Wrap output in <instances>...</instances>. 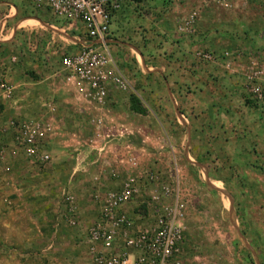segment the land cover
I'll use <instances>...</instances> for the list:
<instances>
[{"label": "rangeland", "instance_id": "1", "mask_svg": "<svg viewBox=\"0 0 264 264\" xmlns=\"http://www.w3.org/2000/svg\"><path fill=\"white\" fill-rule=\"evenodd\" d=\"M30 4L51 11L54 28L69 25ZM115 21L129 56L151 67L130 76L111 53L127 82L124 90L111 85L112 96L134 111L111 110L109 93L90 101L67 81L62 53L79 49L70 30L57 31L53 44L72 50L32 56L28 44L46 41L44 29L28 38L18 30L0 49V60L19 58L20 74L10 72L19 94L35 92L32 110L19 108L30 97L17 113L4 112L14 105L0 99V264H97L88 230L106 193L129 179L137 191L124 214L138 230L176 213L183 264H264V99L253 91L264 90V0H131ZM26 119L40 124L45 164L18 146L16 124H4Z\"/></svg>", "mask_w": 264, "mask_h": 264}, {"label": "built area", "instance_id": "2", "mask_svg": "<svg viewBox=\"0 0 264 264\" xmlns=\"http://www.w3.org/2000/svg\"><path fill=\"white\" fill-rule=\"evenodd\" d=\"M131 0H30L34 7L48 6L69 25L65 31L79 29L69 43L78 45L74 52L62 53V71L67 81L84 88V97L104 103L111 85L124 90L127 82L118 73L109 49L111 18L115 11ZM63 31V32H65ZM67 41V40H66ZM18 57L0 60V99L12 101L14 85L9 80L10 64ZM264 99V90H253ZM14 127L15 139L32 160L44 163L50 155L40 149V124L31 120L8 121ZM137 187L129 179L118 190L108 191L100 217L88 230L89 250L97 264H183L182 226L175 215L159 216L154 225L135 230L133 221L124 214V207L136 194ZM116 242V243H115ZM120 244V249L114 245Z\"/></svg>", "mask_w": 264, "mask_h": 264}, {"label": "crops", "instance_id": "3", "mask_svg": "<svg viewBox=\"0 0 264 264\" xmlns=\"http://www.w3.org/2000/svg\"><path fill=\"white\" fill-rule=\"evenodd\" d=\"M16 1V0H15ZM117 12L115 11L112 15L111 18V31L113 32L112 34V39L109 40V49L110 52L114 55V57H117L119 60H117L118 62V67L119 69H121L122 71H131L130 72V76H137V74H140L142 76L145 75V72L148 74L151 67H149V64H147V62L142 61V63L139 61L137 54L135 53L133 55V59L129 56V53L127 52L132 51V47H130L129 45H127V42H124L118 38H116V34L114 33V22L115 18L117 17ZM53 16L51 11H47V10H40V9H34L31 7L30 4V0H17L16 2H13L11 0H0V49L3 48H8L10 45H13V41L15 40L16 37V33L18 32V30H21L24 32L25 37L28 38L29 36L35 35V37L37 35H42V32L44 29V31H47L48 37L45 39L46 41L42 42L43 39H41L40 44L38 46V44L34 45L32 44H28L31 45V50H32V56L35 55V49L37 48H43L46 50L48 49L50 46H58V47H62V48H67L68 50H72L74 49L75 46L72 45H68L66 46L65 43H63L62 41H59L58 39L56 40V44H53V40H54V35L55 33L58 31V34H60V31H65V27L56 29L52 25L53 19L50 20L49 17ZM54 17V16H53ZM45 18V19H44ZM46 33V32H45ZM78 34L79 35V29L78 28H72L68 34ZM59 37H61L59 35ZM54 48V47H51ZM77 48V47H75ZM134 52V51H133ZM54 53V51H51L49 53H47V55H52ZM3 54L0 52V56H2ZM128 56V57H127ZM35 59L37 58L36 56H34ZM40 61L42 63L43 62V56H39ZM3 59V58H2ZM19 60V58H18ZM33 60H31L32 62ZM40 61H35L36 65L38 64V62ZM145 62V63H144ZM173 63V62H172ZM40 64V63H39ZM38 64V65H39ZM143 64H145V67L148 66V70L145 71L143 70V68H140V66H143ZM37 65V66H38ZM137 65V67H136ZM136 67V68H135ZM140 70H137L139 69ZM134 71V72H133ZM11 72L12 76H14V72L15 74L17 73V75H19V72H16V63L12 64V68H10L9 73ZM146 74V76H147ZM145 76V77H146ZM12 77L9 78V80H11ZM29 78V77H28ZM25 79V78H24ZM48 80V77H44L42 80ZM37 80V79H36ZM41 81L38 78V82ZM25 84L24 81H22V84ZM14 85V89L15 92L18 94H16L17 96H15V98L11 101L14 106H11L9 103L10 101H6L7 104H9V107L4 109V112L6 113H17L16 111V106L18 102H20L23 98L30 97L29 99L25 100V104L23 105H19V108H24V109H28V110H32V107L34 106L33 104V97H34V93L30 90L27 91H22L21 94H19V90H20V85L19 83H15ZM113 86H110V92H109V96L111 97L112 94L116 91L114 89H112ZM170 92V91H169ZM125 100V101H124ZM110 101L111 104H110ZM5 101H3L2 103H4ZM6 104V105H7ZM107 104H109L111 110H115V109H119V111L121 112V110L123 108H125L124 110H133V107L131 106L129 100L127 98H119L118 97H114V95L112 96V100H108ZM121 104L122 108H121ZM49 106V104H48ZM22 108V109H23ZM18 109V108H17ZM118 111V112H119ZM134 111V110H133ZM177 116V114H176ZM4 124H8V120L4 121ZM72 174H74L73 172L70 173V177L68 180V183L71 182L72 180ZM58 177L56 170H53V172H51V174L49 175V179L51 181L56 180ZM71 178V179H70ZM68 185V184H67ZM61 190L65 189V186L60 188Z\"/></svg>", "mask_w": 264, "mask_h": 264}]
</instances>
